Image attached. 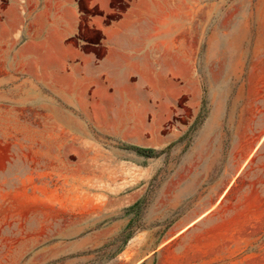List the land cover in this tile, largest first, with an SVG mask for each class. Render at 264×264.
Segmentation results:
<instances>
[{
    "label": "rangeland",
    "instance_id": "rangeland-1",
    "mask_svg": "<svg viewBox=\"0 0 264 264\" xmlns=\"http://www.w3.org/2000/svg\"><path fill=\"white\" fill-rule=\"evenodd\" d=\"M129 1L152 39L125 72L76 70L66 93L0 102V264H264L255 0H76L73 46L98 63L89 22Z\"/></svg>",
    "mask_w": 264,
    "mask_h": 264
},
{
    "label": "crops",
    "instance_id": "crops-1",
    "mask_svg": "<svg viewBox=\"0 0 264 264\" xmlns=\"http://www.w3.org/2000/svg\"><path fill=\"white\" fill-rule=\"evenodd\" d=\"M90 3L106 12L111 9L112 0H90ZM134 17L135 7L131 5L109 26L103 27L99 17L91 19L92 29H102L107 47L95 64L91 54L82 55L71 42L79 29L76 0H0V102L22 105L44 93H66L65 81L76 70L87 72L90 68L101 74L125 72L124 57L134 55L138 46L152 39L151 27L148 25L146 39V27ZM24 31L26 40L22 38ZM253 46L256 60L255 65H249V73L264 67V0H255ZM52 256L51 251L41 253L39 263Z\"/></svg>",
    "mask_w": 264,
    "mask_h": 264
},
{
    "label": "trees",
    "instance_id": "trees-1",
    "mask_svg": "<svg viewBox=\"0 0 264 264\" xmlns=\"http://www.w3.org/2000/svg\"><path fill=\"white\" fill-rule=\"evenodd\" d=\"M129 4H130V1L128 2L127 6L122 11L118 12L114 17L109 18L106 21L105 26H109L113 24L114 22H117L122 17V15L126 12V10L129 8ZM125 148L132 149L137 154L145 158H155L162 153V151H156L155 149H151V148H139V147H133V146H126Z\"/></svg>",
    "mask_w": 264,
    "mask_h": 264
},
{
    "label": "bare ground",
    "instance_id": "bare-ground-1",
    "mask_svg": "<svg viewBox=\"0 0 264 264\" xmlns=\"http://www.w3.org/2000/svg\"><path fill=\"white\" fill-rule=\"evenodd\" d=\"M223 46V45H222Z\"/></svg>",
    "mask_w": 264,
    "mask_h": 264
}]
</instances>
